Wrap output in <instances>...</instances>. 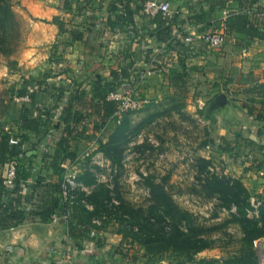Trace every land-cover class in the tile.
<instances>
[{
	"label": "crops",
	"instance_id": "1",
	"mask_svg": "<svg viewBox=\"0 0 264 264\" xmlns=\"http://www.w3.org/2000/svg\"><path fill=\"white\" fill-rule=\"evenodd\" d=\"M64 1L20 0L32 23L30 44L38 47L36 52L30 50L34 70L26 73L37 96L33 104L17 106L13 122L0 125V130L25 136L35 148L17 162V176H23L24 185L19 207L27 214L20 225L0 231V264H131L108 243L69 237L66 221L52 220L53 213L45 215L51 203L41 186L36 187L38 182L56 184L59 172L50 163L69 161L65 159L69 154L80 157L102 134L112 115L105 113L101 101L105 93L101 81L112 72L139 78L136 95L146 102L162 92H174L164 83V75L184 73L186 91H197V107L211 127L213 142L230 144L222 154L230 164L227 169L248 191L264 193V152H260L264 99L255 96V85L264 84V39L226 26L230 15L257 14L262 0H160L170 3L168 19L162 12L145 11L150 0H69L70 10L63 9ZM214 32L225 35L217 58L205 41V35ZM188 36L196 45L192 54L187 52ZM232 60L239 64L229 76V66L221 63ZM234 76L247 77L248 84ZM25 104L31 105L30 117L39 121L37 130L18 126ZM244 105L260 119L248 116ZM9 167L7 162L0 164V191ZM58 197L52 192V199ZM4 203L0 197V213Z\"/></svg>",
	"mask_w": 264,
	"mask_h": 264
},
{
	"label": "rangeland",
	"instance_id": "2",
	"mask_svg": "<svg viewBox=\"0 0 264 264\" xmlns=\"http://www.w3.org/2000/svg\"><path fill=\"white\" fill-rule=\"evenodd\" d=\"M31 33L20 0H0V125L13 122L26 103L17 93L34 70ZM210 49L216 58L222 53L220 46ZM238 64L221 63L229 76ZM238 82L247 85L248 78ZM256 85L255 96L264 99L263 82ZM196 92L140 97V109L124 113L119 124L109 121L80 157L59 161L55 183L67 189L70 214L84 221L87 238L108 243L131 264H264V236L257 247L248 241L256 225L264 232V193L248 191L227 169Z\"/></svg>",
	"mask_w": 264,
	"mask_h": 264
},
{
	"label": "trees",
	"instance_id": "3",
	"mask_svg": "<svg viewBox=\"0 0 264 264\" xmlns=\"http://www.w3.org/2000/svg\"><path fill=\"white\" fill-rule=\"evenodd\" d=\"M67 1L69 0H65L64 5H62L64 10H70ZM255 1L256 0H251V2H255ZM226 26L228 30H232L233 32H243L249 38L264 39V19L260 18L257 14L240 13L238 15H230L226 19ZM129 77H130L129 74L126 75L122 73L121 75L118 76V74L112 72L107 80L101 81V84L104 86L105 89V93L101 97V101L103 103V106L105 107L106 114L112 115L116 110V103L114 101L106 99L107 93L110 90H112L113 86L121 84ZM24 82L25 83L18 90L17 93L18 97H23L27 92L26 86L31 85L29 84L30 82L28 80ZM164 83L166 84V86H168V88L174 91L173 92L174 94L180 93L185 95L186 80L184 73L177 72V73H171L169 75H164ZM34 84L37 85L38 90L41 88V85H39V83L37 84L34 83ZM36 94H37V90H34L30 93L29 96H30L31 104L35 102L37 96ZM244 108L246 109V113L248 114V116L255 117L258 120L260 119L259 116L254 115L253 110L250 107L244 105ZM30 111H31V105L27 106L25 104L24 106L21 107L20 117L18 119L19 120L18 126L30 130H37L39 121L36 118L30 117ZM13 141L15 142L13 143ZM217 146H218V150L222 154H225L230 150V144L224 140H220ZM34 148H35V144L29 142L25 136L22 135L19 137L18 136L15 137V132L13 131L7 132L4 130H0V164L7 162L9 164H13L15 168V178L13 179L12 187L6 188V186L4 185V180L1 181L0 197L2 200L5 199L4 204L6 203L7 204L5 209H3V211L0 213V231L20 225L26 217L27 212H25L23 209H20L19 207L21 204L22 190L24 185L21 183V180H23V176L20 177L17 176V172H18L17 162L21 161L24 158L27 151L34 150ZM260 152L263 153L264 151L260 150ZM66 158L72 160L73 156L69 154L68 156L65 157V159ZM50 166H52V168L56 172L60 170L59 163L58 165H55L52 162L50 163ZM144 179L146 185H148L149 187H153V183L152 181L149 180V178L145 177ZM38 186H41V188H39L40 191H42L43 193H45L46 196H48L47 201L51 203V207L45 209V215L47 217L50 216L52 213L56 212L57 210H63L65 208L69 209V205H67L64 202V199L61 195L62 192L61 181L57 182L56 184H51V183L41 184V182H38L36 184V187ZM52 192H57L59 194V197L52 199L51 198ZM43 207L45 206L42 205V208ZM6 209L9 210V213H6ZM186 214L187 213L183 211V216H185ZM66 222L68 225L69 237L75 239H81V240L87 238V236L85 235L86 230L80 228L85 223L77 213L70 214L69 212V218ZM261 223L262 226H264V221H261ZM255 230L257 231L258 234L250 236L248 238V241L253 242L257 238L264 236V232L259 230L258 225H256Z\"/></svg>",
	"mask_w": 264,
	"mask_h": 264
},
{
	"label": "built area",
	"instance_id": "4",
	"mask_svg": "<svg viewBox=\"0 0 264 264\" xmlns=\"http://www.w3.org/2000/svg\"><path fill=\"white\" fill-rule=\"evenodd\" d=\"M145 11L147 13H156L162 12L165 18H170L172 16V10L170 3L167 1H160V0H150L145 4ZM257 15L264 19V0H262V9L257 13ZM225 40V35L221 32H214L205 35V41L211 47H219L222 45L223 41ZM187 42V52L192 54L196 51V45L193 37L188 36L185 38ZM139 78H134L130 76L127 80L123 81L119 85L113 86L112 90H110L107 95L106 99L114 101L116 103V110L110 117V122H114L119 124L121 122V116L130 111H136L140 109L142 101L136 95L135 86ZM27 92L26 94L19 98V100L24 102L30 101V93L33 91L32 85H27ZM15 141H13L14 143ZM27 154V153H26ZM264 154V153H263ZM13 165V164H11ZM15 178V168L12 166V169L8 173L7 177L4 179V185L6 188H10L13 185V179ZM61 195L64 199V202L69 205V195L67 189L63 188ZM250 202L252 205L258 203L255 198L251 197ZM69 209L65 208L63 210H57L51 215L52 220L60 219L63 221H67L69 218ZM257 241L254 242V245L257 247ZM66 264H74L71 261H67Z\"/></svg>",
	"mask_w": 264,
	"mask_h": 264
}]
</instances>
